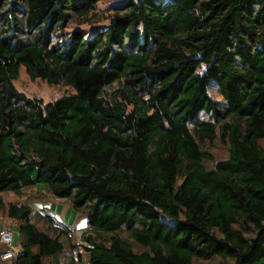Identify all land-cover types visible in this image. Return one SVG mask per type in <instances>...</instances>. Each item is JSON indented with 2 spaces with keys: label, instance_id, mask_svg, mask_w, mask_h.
<instances>
[{
  "label": "trees",
  "instance_id": "trees-1",
  "mask_svg": "<svg viewBox=\"0 0 264 264\" xmlns=\"http://www.w3.org/2000/svg\"><path fill=\"white\" fill-rule=\"evenodd\" d=\"M101 1L0 0V196L35 187L82 212L72 264H264V0H194L193 21L181 0L105 18ZM23 67L72 91L29 96ZM45 208L41 229L8 204L15 264H61L72 227Z\"/></svg>",
  "mask_w": 264,
  "mask_h": 264
},
{
  "label": "rangeland",
  "instance_id": "rangeland-1",
  "mask_svg": "<svg viewBox=\"0 0 264 264\" xmlns=\"http://www.w3.org/2000/svg\"><path fill=\"white\" fill-rule=\"evenodd\" d=\"M115 1L116 0H103L99 2L98 9L101 13V18H105V15L109 11L111 4ZM193 3L194 0H181L179 4L181 12L184 13L185 17H187L190 21L194 20L192 11ZM107 23L108 21L106 19H102L97 25H106ZM77 25H81V28L84 29L87 34L91 33L94 29V26L89 24H80V22L74 23V26ZM15 85L18 90L26 93L29 96H38L45 102H49L72 91V89L66 84L50 85L41 79L32 80L24 67L21 69L19 78L15 81ZM212 93L216 99H220V96L216 90H213ZM201 146L203 151L211 153L214 157V160L205 161L207 167L211 168L215 165L216 160L228 157L229 147L226 143H223L219 139L214 142L205 141L201 144ZM48 196L49 193L46 190H37L35 187L26 189L23 195L7 193L1 194L0 202L6 206V209H4V206H0V227L10 228L12 225L18 224V221L14 220L8 215L7 208L9 203H27L32 207V211H34L33 221L41 229H47L48 226L45 224L44 219L38 218L40 211L38 208L46 207L44 211L56 215L58 217L56 219L63 220L70 227H72L70 228V233L73 237V240L69 242L65 237H62L66 246L63 254L61 255V264H72V261H75L79 253L85 258L86 252L84 245H86V241L83 239V233L84 231L86 233L89 232V226L86 217L82 212H79L72 205L66 204L64 201H57L53 204H50L49 201L45 200L49 199ZM149 209L153 211L151 207H149ZM18 239L19 236L16 237V243L18 242ZM72 244H75L76 246H72ZM0 248H3V246L0 245ZM198 264H220V260L218 262H198Z\"/></svg>",
  "mask_w": 264,
  "mask_h": 264
},
{
  "label": "built area",
  "instance_id": "built-area-1",
  "mask_svg": "<svg viewBox=\"0 0 264 264\" xmlns=\"http://www.w3.org/2000/svg\"><path fill=\"white\" fill-rule=\"evenodd\" d=\"M15 233L12 229L0 227V264H15L18 246L15 245Z\"/></svg>",
  "mask_w": 264,
  "mask_h": 264
},
{
  "label": "crops",
  "instance_id": "crops-1",
  "mask_svg": "<svg viewBox=\"0 0 264 264\" xmlns=\"http://www.w3.org/2000/svg\"><path fill=\"white\" fill-rule=\"evenodd\" d=\"M11 227H13V229H14V231H15L16 224H15V225H12ZM15 232H16V231H15ZM15 239H16V238H15ZM15 245H17V246H18V245H19V244H18V242H17V243H15Z\"/></svg>",
  "mask_w": 264,
  "mask_h": 264
}]
</instances>
